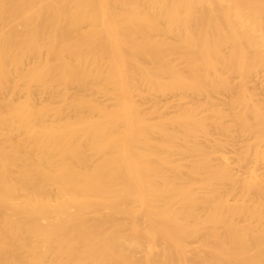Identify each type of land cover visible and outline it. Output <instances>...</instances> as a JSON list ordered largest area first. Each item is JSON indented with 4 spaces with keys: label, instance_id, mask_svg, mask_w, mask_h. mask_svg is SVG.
<instances>
[{
    "label": "bare ground",
    "instance_id": "obj_1",
    "mask_svg": "<svg viewBox=\"0 0 264 264\" xmlns=\"http://www.w3.org/2000/svg\"><path fill=\"white\" fill-rule=\"evenodd\" d=\"M262 71L264 0H0V264H264Z\"/></svg>",
    "mask_w": 264,
    "mask_h": 264
},
{
    "label": "rangeland",
    "instance_id": "obj_2",
    "mask_svg": "<svg viewBox=\"0 0 264 264\" xmlns=\"http://www.w3.org/2000/svg\"><path fill=\"white\" fill-rule=\"evenodd\" d=\"M250 88L252 90H255L257 93V97L259 100L264 102V71L260 72L258 75L253 76L250 81ZM173 98L172 96H159L158 100L162 104L168 100H171ZM227 98V93L220 94L215 98V100L222 104L224 100ZM200 109H203V107H200ZM172 111V109H170ZM214 136L218 137L217 134H214ZM245 137L242 136L240 139H244ZM235 148L236 145H225L221 147V151H223L229 158V161H233L234 155H235ZM234 165V164H233ZM263 170H264V164H262Z\"/></svg>",
    "mask_w": 264,
    "mask_h": 264
}]
</instances>
